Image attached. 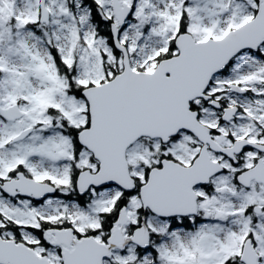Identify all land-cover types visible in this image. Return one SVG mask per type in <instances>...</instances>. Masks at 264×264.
Listing matches in <instances>:
<instances>
[{"label":"snow or ice","instance_id":"obj_1","mask_svg":"<svg viewBox=\"0 0 264 264\" xmlns=\"http://www.w3.org/2000/svg\"><path fill=\"white\" fill-rule=\"evenodd\" d=\"M0 264H264V0H0Z\"/></svg>","mask_w":264,"mask_h":264}]
</instances>
